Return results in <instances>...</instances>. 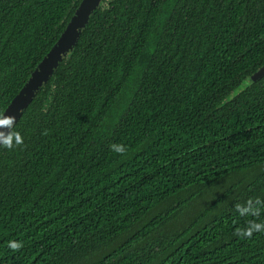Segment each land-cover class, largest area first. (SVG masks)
I'll list each match as a JSON object with an SVG mask.
<instances>
[{"label":"trees","instance_id":"16d2710c","mask_svg":"<svg viewBox=\"0 0 264 264\" xmlns=\"http://www.w3.org/2000/svg\"><path fill=\"white\" fill-rule=\"evenodd\" d=\"M80 1L0 0V115ZM262 65L264 0H102L0 145V264H264Z\"/></svg>","mask_w":264,"mask_h":264},{"label":"water","instance_id":"95a60500","mask_svg":"<svg viewBox=\"0 0 264 264\" xmlns=\"http://www.w3.org/2000/svg\"><path fill=\"white\" fill-rule=\"evenodd\" d=\"M101 1L102 0H81L79 2L58 39L36 65L26 82L6 106L0 115V120L10 119L11 122L8 124H0V145L15 126L33 98L53 75L55 69L65 55L71 52L78 41L85 22L100 5ZM263 75L264 65L255 71L250 78L256 81Z\"/></svg>","mask_w":264,"mask_h":264},{"label":"clouds","instance_id":"9594fccd","mask_svg":"<svg viewBox=\"0 0 264 264\" xmlns=\"http://www.w3.org/2000/svg\"><path fill=\"white\" fill-rule=\"evenodd\" d=\"M10 122H11L10 119L0 120V124H8ZM19 142H20L19 138H17V143H19ZM4 144H5L6 147H9V148L12 146L8 141H5ZM115 150L118 151V152H123L124 151L123 147H120V146H116ZM256 227L259 228V225H257ZM245 234L246 235H251V232L249 231V232H246ZM12 247L16 248V247H19V245L14 244V245H12Z\"/></svg>","mask_w":264,"mask_h":264}]
</instances>
